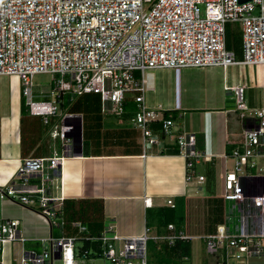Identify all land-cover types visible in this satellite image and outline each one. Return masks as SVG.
<instances>
[{"label": "built area", "instance_id": "obj_1", "mask_svg": "<svg viewBox=\"0 0 264 264\" xmlns=\"http://www.w3.org/2000/svg\"><path fill=\"white\" fill-rule=\"evenodd\" d=\"M227 22L240 25V58L226 48ZM232 64H264V0H0V74L19 77L32 114L47 122L58 111L57 97L67 92L71 97L97 93L102 111L123 112L125 93L135 92L130 119L142 132L143 146L161 143L151 127L158 122L185 157L187 181H205L195 165L209 156L198 147L195 132L173 133L171 112L164 116L144 102L143 72ZM36 72L54 74L50 91L56 98L31 97ZM246 86L244 82L225 85L244 126L239 141L223 153L232 166L225 165L220 174V197L233 203L229 208L233 213H224L222 221L202 235L204 249L215 264H264V103L250 106ZM72 116L66 113L59 128L52 130L63 141V153L21 159L13 179L0 187V197L30 206L37 203L38 211L57 226L64 221L59 215L63 198L50 190L70 152L68 143L80 139L77 123L67 120ZM32 177H38L39 184H32ZM167 203L173 204L172 199ZM18 227L17 218L0 222V264L4 245L25 239ZM176 236L188 237L152 234L148 228L139 235L121 236L109 224L92 238L101 241L105 264H148V240ZM43 240L49 244L39 251L23 250L15 264H53L56 259L74 264V235H50Z\"/></svg>", "mask_w": 264, "mask_h": 264}, {"label": "crops", "instance_id": "obj_2", "mask_svg": "<svg viewBox=\"0 0 264 264\" xmlns=\"http://www.w3.org/2000/svg\"><path fill=\"white\" fill-rule=\"evenodd\" d=\"M156 69L146 74L149 75L147 83L154 85V92H149L151 87L149 91L144 92L142 77L141 92L144 102L150 108L160 109V112L176 109L180 119H173V133L195 132L198 147L203 148L209 156L198 164L203 163L210 176L221 181L220 174L225 165H228L229 159L225 160L223 153L230 151L239 141L244 126V121L238 117L235 110L232 92L226 89L225 85L244 82L247 84L245 93L249 105L264 103V64L249 65V68L248 65L232 64L226 67L214 65L207 68ZM50 90L49 93L34 90L31 97L52 99L53 94ZM26 101L27 98L21 91L19 77L14 74H0V187L13 179L21 159L63 153V141L59 135L54 136L52 130L55 127L59 128L64 115L68 112L73 116L67 120L78 124L80 139L68 143L70 152L61 163L55 181L56 186H51L50 190L52 194L61 195L63 198L59 209V215L64 220L62 225L50 224L38 211L36 204L24 205L15 199L0 197V222L5 218H17L19 232L25 237L24 240L10 241L4 245L3 264H15V259L23 250H41L49 244L43 238L50 235H77L80 229L75 222L80 220L71 221L66 213V205L68 207L72 205L71 201L76 205L80 202L85 204L84 216L87 219L90 216L89 207L94 206L96 214L93 213L90 217L98 215V218L86 222L87 232L94 235L112 224L113 229L121 236L139 235L146 228L150 229V233L157 234L156 228L147 224L148 208L168 204V198L173 201L176 196H184L187 203L188 183L191 180L186 179L185 157L180 151L166 152L177 145L169 135L161 132L158 122H152L151 127L158 133L160 144L146 147L133 145L132 139H129V129L120 125V131L115 127H108L103 132L104 135L113 134V142L122 144L119 148L95 147L89 139L91 135L89 127L101 125L102 115L106 111L100 108L99 111L88 113V139L85 140L82 139L83 116L79 109L74 110L64 105L45 122L40 115L29 111ZM29 116H38V124L33 120H27ZM118 122L122 124L124 120L118 119ZM199 172L203 173L207 180V173L200 170ZM31 183L39 184V178L32 177ZM183 234L188 235L189 239L187 246L189 253L185 258L187 262L189 261L187 264H193L195 248L191 239L199 235L186 232V225ZM75 243L74 241V250ZM74 257V264H96L95 259L99 258H82L78 255ZM100 257L105 259L103 256ZM55 262L62 264L58 259L54 260L53 264ZM215 262V258L209 257L200 264ZM105 263L106 259L102 264Z\"/></svg>", "mask_w": 264, "mask_h": 264}, {"label": "trees", "instance_id": "obj_3", "mask_svg": "<svg viewBox=\"0 0 264 264\" xmlns=\"http://www.w3.org/2000/svg\"><path fill=\"white\" fill-rule=\"evenodd\" d=\"M241 41L242 36L240 25L237 22H227L225 25V45L226 48L233 51L237 58H240L242 56ZM135 76L139 78L140 73L136 71ZM90 93L94 92H86L82 94L88 95ZM97 96L98 98L95 97L96 100H93V111H99L101 108L100 103L98 102L100 101V96L98 94ZM61 97H63V95L57 97V102H59L60 105L63 107L65 104L63 101L60 100ZM84 97L82 100L77 99L73 106H71V109H74V106L79 107L82 104H85V107L89 108V100L87 97L85 98L87 100H85ZM68 99L70 100V98ZM135 106L136 101L134 99L128 100L126 98L124 102V109L130 108L134 111ZM168 112H172L173 118H179L178 114L176 113V109L164 110L163 115L167 116ZM166 152L179 153L178 146L176 148L168 149ZM206 173L207 180L205 179V181H208L210 174L209 172ZM223 202L224 200L220 196L207 197L208 208L212 213L209 218L210 220H212V222H215V224L221 222L223 219V216H221ZM71 203L72 205H70L69 207L68 205H66V213L68 215V219L71 221L80 220L79 222L85 226L84 229L79 230L77 235H75L76 243L74 256L78 255L82 258H94L102 256L103 245L101 241L97 238H92L93 236L98 235L100 232L92 235V233L86 231V222H88V220H96L98 218V215H93V217H90L94 213V206L91 205L89 207L90 216L89 219H87V217L84 216V209H86L85 204L83 202H80V204L76 205L72 201ZM94 214H96V212ZM146 216L148 226H154L157 230V234L184 233V224L186 222L185 197L176 196L175 198H173V204L149 207ZM169 223H172L174 225L172 229L168 228ZM187 246H189L188 238H180L178 236H176L172 240H169L166 237L150 238L147 242L148 264H187V258H185V255H188L189 253ZM210 256L213 257L212 255Z\"/></svg>", "mask_w": 264, "mask_h": 264}, {"label": "rangeland", "instance_id": "obj_4", "mask_svg": "<svg viewBox=\"0 0 264 264\" xmlns=\"http://www.w3.org/2000/svg\"><path fill=\"white\" fill-rule=\"evenodd\" d=\"M256 11H258V7L256 8ZM197 67L207 68L211 66H197ZM171 68H176V67H171ZM248 68H249V65H248ZM159 69H163V68H159ZM152 70H157V69L156 68L155 69H145L144 71L143 77H144V92L145 93L146 91H149V87H151L149 92H154V85L147 83V77H149V75L146 76L147 72H150ZM53 76L54 74H52L51 72H36L32 77V81H33L32 91L43 90L49 93V90L52 88L54 84ZM162 77L165 78V76H160V78ZM85 95L86 94H82V95L76 94L75 96L71 97L70 92H67L66 94L63 95V97L60 100L64 102L65 106L67 105L68 108H71V106H73V104L76 102L77 99L82 100ZM125 95L128 100H131L132 98L134 99L135 92L127 91ZM51 96L56 98L54 94ZM86 97L89 100L88 102L89 108H86L85 104H82L79 107L78 106L73 107L74 109H79L80 111L79 113H81L83 116L82 118V139H85V140L88 139L87 137V132H88L87 116L89 112L92 113L93 100H96L95 97L98 98V96L97 94L90 93L86 95L84 99ZM68 98H70V100ZM98 102L100 103V101ZM57 104H58V110H61L62 106L60 105L59 102H57ZM106 113H109V114H106ZM106 113L105 114L103 113L102 115L103 122L100 123L101 125L95 124L89 127L90 134H91L89 139H90V142H93V145L95 147H106V148L112 147L115 149L116 147L119 148L122 144L120 142H116V143L113 142L114 141L113 134L111 136L107 134L104 135L103 132H104V129L108 127H111V128L115 127L116 130H119L120 125L125 126L127 127V129H129L128 135H129V139H132L131 142L133 145L143 146L142 132L140 128L137 127L135 124H133V121L130 119L131 116L134 115V111L132 109L125 108L123 112H118V113L106 112ZM58 118L59 117H57V119ZM83 119L85 120V123ZM118 119L124 120V123L118 124L119 123ZM178 119H180V117ZM27 120H33L35 121L36 124H38L39 117L29 116ZM40 122H42V119H40ZM114 130H112V133H114ZM123 145L125 144L123 143ZM232 162L233 161L231 159H228L227 161L228 166H232ZM196 169L198 171L200 170V171L207 172L205 165L203 163L197 164ZM222 185H223V181L215 180L212 175L209 176L208 181L197 183V181L194 179V180H191L190 183H188V189H187L188 198L186 200L187 201L186 203V222L184 225H186V232L190 234L199 235V237L195 236L191 239L194 245V248H195L194 250L195 255L193 256V261H194L193 264H197V258L200 264L202 260H205V258L211 257L209 254L206 253L204 249V241L202 238V235L205 233V231L207 232V230L212 229L215 225V222H212V220H210L209 218L212 213L210 209L208 208L207 197L208 196H220V194H222ZM196 188H197V191H196ZM35 204L36 206L38 205L37 203ZM232 204L233 203L230 202V200L223 202L221 216H224V213L226 214L233 213V211L229 210ZM91 225L92 224L89 225L90 229L92 227ZM148 231L150 232V229H148ZM184 231H185V228H184ZM95 260H96V264H102V262L105 261V259H103L102 257L96 258ZM187 263H189V261ZM54 264H59V263L55 262Z\"/></svg>", "mask_w": 264, "mask_h": 264}, {"label": "water", "instance_id": "obj_5", "mask_svg": "<svg viewBox=\"0 0 264 264\" xmlns=\"http://www.w3.org/2000/svg\"><path fill=\"white\" fill-rule=\"evenodd\" d=\"M238 1L241 2V3H243V2H246L248 0H238ZM78 135H79V133H78Z\"/></svg>", "mask_w": 264, "mask_h": 264}]
</instances>
